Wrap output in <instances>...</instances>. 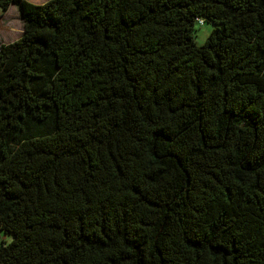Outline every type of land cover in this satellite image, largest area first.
I'll return each instance as SVG.
<instances>
[{
	"label": "trees",
	"instance_id": "trees-1",
	"mask_svg": "<svg viewBox=\"0 0 264 264\" xmlns=\"http://www.w3.org/2000/svg\"><path fill=\"white\" fill-rule=\"evenodd\" d=\"M11 5L0 264H264V0Z\"/></svg>",
	"mask_w": 264,
	"mask_h": 264
},
{
	"label": "rangeland",
	"instance_id": "rangeland-1",
	"mask_svg": "<svg viewBox=\"0 0 264 264\" xmlns=\"http://www.w3.org/2000/svg\"><path fill=\"white\" fill-rule=\"evenodd\" d=\"M32 3L41 4L47 0H28ZM4 15L2 8L0 7V16ZM5 30L0 31V43H8L17 39L23 32V24L18 15L17 7L11 5L5 16ZM213 25L205 22L204 25L195 23L194 33L197 45H201L205 42L209 33L211 32Z\"/></svg>",
	"mask_w": 264,
	"mask_h": 264
},
{
	"label": "crops",
	"instance_id": "crops-1",
	"mask_svg": "<svg viewBox=\"0 0 264 264\" xmlns=\"http://www.w3.org/2000/svg\"><path fill=\"white\" fill-rule=\"evenodd\" d=\"M6 13L7 12H5L4 15L0 16V31L5 30V27H4L5 26V20L4 19H5Z\"/></svg>",
	"mask_w": 264,
	"mask_h": 264
}]
</instances>
